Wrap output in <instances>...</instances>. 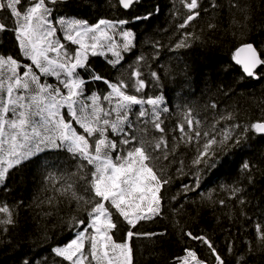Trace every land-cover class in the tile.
I'll return each instance as SVG.
<instances>
[{
    "label": "snow or ice",
    "instance_id": "snow-or-ice-1",
    "mask_svg": "<svg viewBox=\"0 0 264 264\" xmlns=\"http://www.w3.org/2000/svg\"><path fill=\"white\" fill-rule=\"evenodd\" d=\"M68 2L0 0V35L11 32L15 46L30 61L21 63L12 54H0V190H10L8 181L12 171L24 165L46 169L47 165L41 160L43 154L53 151L70 154L78 162L83 192L77 196L72 191V197L77 203L83 201L87 205L86 217H68L65 225L74 232V238L62 246L50 247V254L59 258L60 264H136V241L165 234L141 231L138 226L164 215L162 189L170 184L172 177L154 169L161 159L168 161L169 156H175V150L169 148L165 139L166 128L163 126L164 115L171 111L170 100L163 93L147 95L146 89L150 85L162 86V78L151 69L143 54L129 65V76L122 75L115 82L90 69L88 58L89 55H106V50L115 57H106L107 63L117 68L124 60L123 54L136 48V34L128 25L158 15L160 6L130 19L100 18L90 24L87 19L54 15L57 5ZM138 3L140 0H109V7L130 10ZM182 3L187 12L175 25L178 35L168 46L171 52L191 49L200 40L199 35L187 29L202 11L208 12L199 0H182ZM209 7L216 9L219 5L210 0ZM229 9L241 13L242 20H236L233 13V25L244 35L249 18L248 6L241 4L240 0H229ZM57 25L64 33L63 41L68 44L57 35ZM207 27L211 30L217 25L209 23ZM152 47L151 59L155 60L165 46L160 41H153ZM233 59L242 66L246 77L259 80L262 76L260 69L264 68V40L242 42ZM143 67L149 71L145 73ZM78 69L88 72L90 79L82 78ZM41 75L55 77L56 84L46 80L41 82ZM96 81L107 86V94H86V85ZM136 106L139 108L133 120ZM209 107L215 110L217 104L212 103ZM194 113L191 106L182 107L183 120L177 122L175 129L181 133L180 139L196 145L188 171H184L183 160H179L176 169L179 176H187L190 180L180 186L184 195L197 191L205 176L221 165L228 152L243 148L249 133L264 136V117L240 124L232 122L234 114L228 112L214 118L210 125H204L202 131L203 122ZM221 120L230 123L217 128ZM149 126L161 135L152 136L148 133ZM109 133L119 139H111ZM88 166L92 168L86 171ZM253 168L245 161L241 167L244 181L238 180L227 188L229 199L237 201L241 207L248 203L243 183L252 185L255 182ZM52 179L53 173L48 172L45 181L50 183ZM64 184L61 180L60 190L73 189L71 183H67L66 188ZM214 203L227 206L223 199ZM0 214V246H14L8 239L9 229L17 225L14 207L0 201ZM254 233L255 239L264 245V206L260 219L254 224ZM182 234L200 241L208 249L211 264H227L209 238L190 231ZM47 239L45 235L38 242L42 244ZM227 251L233 253L232 245ZM183 252L184 255L174 258L173 264H209L193 249L185 248ZM38 256L39 253L29 251L21 258L20 264H49L48 258L38 259ZM52 264L57 261L53 260ZM235 264H248V261L244 255H237Z\"/></svg>",
    "mask_w": 264,
    "mask_h": 264
},
{
    "label": "trees",
    "instance_id": "trees-1",
    "mask_svg": "<svg viewBox=\"0 0 264 264\" xmlns=\"http://www.w3.org/2000/svg\"><path fill=\"white\" fill-rule=\"evenodd\" d=\"M90 2L91 6L89 0H69L67 4L57 5L54 15L87 19L92 24L100 18L130 19L160 6L158 15L128 25L136 34V48L124 54V60L117 68L109 65L102 56L89 55L88 58L90 69L115 82L122 75L127 78L130 74L129 65L134 64L136 57L143 54L148 58L147 63L151 69L162 78V86L155 88L150 85L146 89L147 95L163 93L170 100L171 111L164 115L163 126L166 128L165 139L169 148L175 150V156H169L168 161L161 159L154 169L172 177L170 184L162 189L164 215L154 222H143L138 226L141 231L165 234L150 240L136 241V264H173L175 257L184 255L185 248L195 250L198 257L211 264L212 257L208 249L200 241L182 234L188 231L209 238L227 264H235L237 255H244L248 264H264V245L255 239L254 233V224L260 219L261 208L264 206V137L249 133L243 148L228 152V155L223 156L221 165L205 176L197 191L184 195L180 186L190 183V180L187 176H179L176 169L179 160H183L184 171H188L196 145L180 139L181 133L175 130L177 122L183 120L182 107L188 106L202 120V131L205 130L204 125H210L214 118L228 112L234 114L232 122L240 124L264 117V68L260 69L262 76L259 80L247 79L233 59L242 42L259 43L264 40V0H240L241 4L248 6L249 11L244 35L233 25V13L236 20H242V15L229 9V0H215L219 5L216 9L209 7L210 0H199L203 8H208V12L202 11L201 16L191 22L187 30L199 35L200 40L191 49L178 52L169 51L168 46L178 35L175 25L187 12L182 0H144L128 11L109 7V0ZM209 23H215L217 27L209 30ZM153 41H160L165 46L155 60L151 59ZM0 54H12L21 63H30L15 46L11 32L0 35ZM20 70L23 72V69ZM78 71L82 78L90 79L88 72L82 69ZM143 71L147 73L149 69L143 67ZM108 91L101 81L86 85L87 95L92 92L107 94ZM212 103L217 104L215 110L209 107ZM138 108L136 106L133 110V120ZM227 123L230 121L221 120L217 128ZM77 130L82 132L78 127ZM148 133L157 137L161 135L151 126ZM109 137L119 139L111 133ZM41 160L47 165L46 169L32 164L24 165L12 171L8 181L10 190H0V201L14 207L17 220L16 227L9 229L8 236L14 246H0V264H20L21 258L29 251L39 253L38 259L48 258L49 264L53 260L60 264L59 258L50 254V247L57 244L62 246L74 238V232L65 225L69 216L86 217L87 205L83 201L77 203L72 197V191L77 196L83 195L80 173L77 171L78 162L64 151L45 153ZM245 161L254 166L252 174L255 182L252 185L243 183L248 203L241 207L237 201L229 199L227 188L235 185L238 180L244 181L245 174L241 167ZM91 168L88 166L86 171ZM48 172L53 173L50 183L45 181ZM61 180L65 182V188L67 183H71L73 189L60 190ZM174 196L176 199H172ZM222 199L226 201V207L214 203ZM45 235L47 241L39 243ZM229 245L233 247L232 254L227 251Z\"/></svg>",
    "mask_w": 264,
    "mask_h": 264
},
{
    "label": "rangeland",
    "instance_id": "rangeland-1",
    "mask_svg": "<svg viewBox=\"0 0 264 264\" xmlns=\"http://www.w3.org/2000/svg\"><path fill=\"white\" fill-rule=\"evenodd\" d=\"M57 35L60 37V39L62 40V42H64L65 44H68L69 42H67V41H63V35H64V33H63V31L61 30V28H60V26L59 25H57ZM71 48H76L77 46L76 45H69ZM105 53H106V55H99V56H102L103 58H105L106 59V57L107 58H112V59H114L115 57H113V55H112V53L111 52H108V51H106L105 50ZM50 55H54V54H50ZM124 55V54H123ZM21 71V70H20ZM34 71H37V74H39L38 73V70H35L34 69ZM47 81L48 83H51V84H56V80H55V77H51V76H49V77H44L43 75H41V82H44V81ZM91 143V142H90Z\"/></svg>",
    "mask_w": 264,
    "mask_h": 264
},
{
    "label": "water",
    "instance_id": "water-1",
    "mask_svg": "<svg viewBox=\"0 0 264 264\" xmlns=\"http://www.w3.org/2000/svg\"><path fill=\"white\" fill-rule=\"evenodd\" d=\"M142 1H144V0H140V2H142ZM123 10V9H122ZM124 11H128V10H124ZM241 55H243V53H241ZM240 66V69H241V71H242V66L241 65H239ZM243 73V72H242ZM244 75V74H243ZM245 76V75H244ZM246 77V76H245ZM247 79H252V78H248V77H246ZM258 135V134H257ZM259 136H261V135H259ZM262 137H264V136H262Z\"/></svg>",
    "mask_w": 264,
    "mask_h": 264
}]
</instances>
